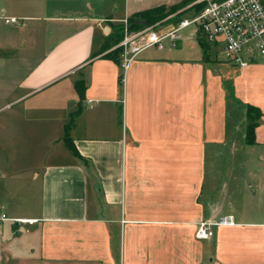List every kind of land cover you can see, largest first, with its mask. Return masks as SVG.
I'll list each match as a JSON object with an SVG mask.
<instances>
[{
	"label": "crops",
	"instance_id": "crops-1",
	"mask_svg": "<svg viewBox=\"0 0 264 264\" xmlns=\"http://www.w3.org/2000/svg\"><path fill=\"white\" fill-rule=\"evenodd\" d=\"M108 1L0 0V51L22 61L16 70L28 62L20 55L27 37L43 45L40 60L17 80L25 93L14 102L44 88L58 102L57 116L42 114L45 134L48 120L58 119V147L31 164L40 187L37 216L19 220L41 226L46 256L61 264H264V151L257 160L245 153L234 161L232 177L204 196L208 150H224L242 122L223 95L212 94L209 70L211 90L194 95L203 67L182 85L181 98L171 55L145 51L125 72L120 58H111L115 46L104 50L109 36L132 15L165 4L130 13L128 2ZM3 16L19 24L5 26ZM253 68L264 78L262 62L243 71ZM258 93L237 98L261 111L254 145L246 143V115L244 145L251 150L264 149V89ZM73 114L69 135L79 155L63 140ZM225 216L235 225L215 228L209 240L195 238L197 224Z\"/></svg>",
	"mask_w": 264,
	"mask_h": 264
},
{
	"label": "rangeland",
	"instance_id": "rangeland-1",
	"mask_svg": "<svg viewBox=\"0 0 264 264\" xmlns=\"http://www.w3.org/2000/svg\"><path fill=\"white\" fill-rule=\"evenodd\" d=\"M112 1L109 0L108 2ZM114 1L120 6L128 2L131 9L130 13H132L134 9L143 10L154 7L160 0ZM162 1H164L162 4L171 6L183 0ZM191 15L192 11H189L183 17L190 18ZM2 22L4 23V21ZM27 24V21L24 22L25 26ZM123 24L121 23L120 26ZM49 25L51 27L56 23L53 22ZM1 30L6 29L1 28ZM193 30V27H189L179 33L178 48L167 47L165 51L162 50L164 52L152 48L148 49L147 53L175 57L172 60L173 63L179 65L177 74L179 98L183 94L182 85L185 86L186 81L192 82L191 74L200 71L202 67L204 68L202 69L203 75L197 72L198 75L201 74L199 76V78L201 77L200 92L194 88V95L200 97L205 90H211V86L208 88L206 85V78L204 77V72L209 70L210 76L216 82V85L212 86L214 90L212 94L219 93L220 96L223 95L226 99V105H229L228 110L233 111V115H235V120L238 119L242 122L240 131L231 129L228 135L231 141L224 150H220L218 153L209 150L207 152L205 166V180L207 181L203 195L210 194L212 196V193L217 191L221 181L229 180L232 177L233 172L230 176V171L235 169L234 161L243 159L245 153L247 155L251 153L252 159L257 160L258 155H260L258 150L264 151L263 148L251 150L249 149L250 146L244 145V123H246L247 112L245 106L237 103V98L244 100L250 95L259 94L258 91L264 89L260 88L264 85V82L263 84H259V82L264 81V78L255 71L261 70L260 68H253L244 72L239 68H231L224 61H221L220 56H217V62H206L203 58V50L198 42L189 38V34ZM27 39L29 42L28 47L25 48L27 52L22 51L20 54L22 58L28 59V62H23V64L28 65L26 68H23L22 64L16 70L22 61L18 62L17 59H13L12 55L0 51V264H61L57 261L56 256H46L47 249L45 248L41 226H31V224L19 220L23 217L37 216V208L40 204L38 188L40 187L38 181L32 179L31 164L33 160L38 162L45 156L50 157L52 153H55L58 146L52 143V139L57 138L59 128L58 119L48 120L50 124H48V133H46L48 137H46L42 127V122L45 120L42 118L44 117L42 114L47 110H52L56 116L58 115V112H56L58 102L55 99L48 98L49 94L52 93L51 89L37 90L20 102H14L18 96L25 93L19 89L17 80L29 72L27 70L30 69L29 66L34 67L42 57L43 45H37L35 37H27ZM53 42H56V39ZM8 43H11L10 40ZM211 50H213L211 53L217 51L215 48ZM259 61L263 63L260 58ZM251 70L255 71V74ZM199 78L195 76L194 80ZM257 84L259 85L257 86ZM197 104L199 110L203 103L198 102ZM60 131L63 133V127ZM44 136L48 138L47 142L40 143L41 138ZM65 150L68 152L66 148ZM221 161L231 164L229 167L221 166L219 163ZM216 163H218V166L215 165ZM227 169L229 172H227ZM2 214H5L6 219L2 218ZM253 216L254 218L257 217V215Z\"/></svg>",
	"mask_w": 264,
	"mask_h": 264
},
{
	"label": "built area",
	"instance_id": "built-area-1",
	"mask_svg": "<svg viewBox=\"0 0 264 264\" xmlns=\"http://www.w3.org/2000/svg\"><path fill=\"white\" fill-rule=\"evenodd\" d=\"M201 6V9H197ZM192 11L190 18L183 15ZM5 24H19L15 17L3 16ZM180 21L175 24V21ZM189 27V34L200 45L207 42L216 55L231 68L244 70L253 64L264 63V0H195L166 19L138 30L123 24V38L114 48L120 50V61L126 72L129 66L148 49L177 48L179 33ZM213 51V50H212ZM259 61V62H258ZM6 219L5 215H2ZM29 224L34 221L22 220ZM232 216L206 220L197 224L195 238L209 240L215 228L234 226Z\"/></svg>",
	"mask_w": 264,
	"mask_h": 264
},
{
	"label": "trees",
	"instance_id": "trees-1",
	"mask_svg": "<svg viewBox=\"0 0 264 264\" xmlns=\"http://www.w3.org/2000/svg\"><path fill=\"white\" fill-rule=\"evenodd\" d=\"M193 1L195 0H183L180 3L174 4L171 6L161 5V6H157V7L136 13L132 15L131 17H129L128 19L129 25L130 26L133 25L136 20H145L147 21L148 25L151 26L157 22H160L166 19L168 16L176 13L177 11L185 8L186 6L191 4ZM201 8H202L201 6L197 7L198 10ZM141 28L142 26L140 25H133L131 29L138 30ZM122 38H123V28L121 27L109 36L108 41L106 42L104 46L105 47L104 50H106L109 47L116 46L117 44H119ZM200 47L203 50V58L206 62L209 63L211 61L212 62L218 61L217 55L214 53H211L212 52L211 46L207 42L200 41ZM110 53L112 54V55L110 54L111 58L115 59L116 61H119L120 50L118 48L113 50ZM76 89L78 93L80 94V96L83 97L84 96V84L77 82ZM246 111H247L246 143L248 145H254L256 143V133L255 132L259 124V120L261 118V111L259 108L254 107L252 105H247ZM74 119H75V114L71 116V120L65 128V135L63 137V140H64V143L67 145V147L73 153H75L76 155H79L69 135V131L74 122Z\"/></svg>",
	"mask_w": 264,
	"mask_h": 264
},
{
	"label": "water",
	"instance_id": "water-1",
	"mask_svg": "<svg viewBox=\"0 0 264 264\" xmlns=\"http://www.w3.org/2000/svg\"><path fill=\"white\" fill-rule=\"evenodd\" d=\"M180 21V19L175 21V24H177ZM133 25H140L142 27H146L148 25L147 21L145 20H136ZM133 25H129V28L131 29Z\"/></svg>",
	"mask_w": 264,
	"mask_h": 264
}]
</instances>
